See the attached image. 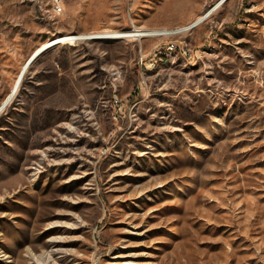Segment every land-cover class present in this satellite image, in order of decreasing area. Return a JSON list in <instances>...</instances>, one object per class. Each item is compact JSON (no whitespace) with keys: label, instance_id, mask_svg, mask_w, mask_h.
Listing matches in <instances>:
<instances>
[{"label":"rangeland","instance_id":"1","mask_svg":"<svg viewBox=\"0 0 264 264\" xmlns=\"http://www.w3.org/2000/svg\"><path fill=\"white\" fill-rule=\"evenodd\" d=\"M218 1L0 0V264H264V0L36 55Z\"/></svg>","mask_w":264,"mask_h":264},{"label":"bare ground","instance_id":"2","mask_svg":"<svg viewBox=\"0 0 264 264\" xmlns=\"http://www.w3.org/2000/svg\"><path fill=\"white\" fill-rule=\"evenodd\" d=\"M226 0H219L218 3L215 5V7L207 14H204L202 16H200L198 19H196L193 23H190L185 29L180 28V29H172V30H167V29H135L134 31H124V32H99V33H95L93 35L90 34H77V35H67V36H62V37H58L54 40H52V42H48L46 44H44L37 52L36 55L45 50L46 48L56 45L60 42H73L76 40H80V39H85V38H89V37H98V38H109V39H113V38H123V37H131V36H140V37H145V36H154V35H165V34H175L178 33L179 31L182 30H186L189 27H193L195 25L200 24L202 21H204V19L214 10H216L219 6H221ZM35 55V56H36ZM32 60V59H31ZM27 67V65H26ZM17 84V83H16ZM18 87H16L17 89ZM16 89H13V91L11 92V94L9 95V97L3 102L2 106L0 107V110L3 109L13 98L14 93L16 91Z\"/></svg>","mask_w":264,"mask_h":264},{"label":"built area","instance_id":"3","mask_svg":"<svg viewBox=\"0 0 264 264\" xmlns=\"http://www.w3.org/2000/svg\"><path fill=\"white\" fill-rule=\"evenodd\" d=\"M50 7L54 10V13L60 14L64 10V0H49ZM174 44H171L170 47H174Z\"/></svg>","mask_w":264,"mask_h":264},{"label":"crops","instance_id":"4","mask_svg":"<svg viewBox=\"0 0 264 264\" xmlns=\"http://www.w3.org/2000/svg\"><path fill=\"white\" fill-rule=\"evenodd\" d=\"M155 36V35H154Z\"/></svg>","mask_w":264,"mask_h":264}]
</instances>
